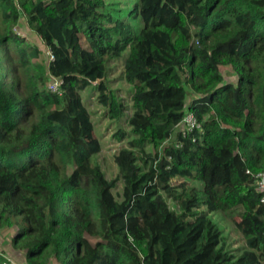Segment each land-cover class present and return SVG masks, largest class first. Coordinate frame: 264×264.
<instances>
[{
  "label": "trees",
  "instance_id": "1",
  "mask_svg": "<svg viewBox=\"0 0 264 264\" xmlns=\"http://www.w3.org/2000/svg\"><path fill=\"white\" fill-rule=\"evenodd\" d=\"M110 1L0 0V57L11 45L5 61L24 78L23 95L0 78V229L17 230L0 264H17L15 248L20 264H262L253 174L264 172V0H135L127 16L138 29ZM121 57L129 130L114 136L131 138L107 179L81 92L94 85L119 120L127 105L106 74ZM54 78L61 95L48 89ZM186 110L201 129L184 136ZM216 211L243 249L226 246Z\"/></svg>",
  "mask_w": 264,
  "mask_h": 264
},
{
  "label": "rangeland",
  "instance_id": "2",
  "mask_svg": "<svg viewBox=\"0 0 264 264\" xmlns=\"http://www.w3.org/2000/svg\"><path fill=\"white\" fill-rule=\"evenodd\" d=\"M135 0H112L111 7L115 9L122 17L131 21V23L138 29L141 25V21L131 20L128 18L127 14L131 6ZM27 39L30 40V43H34L35 40L29 36ZM13 47L3 48L2 56L0 57V78L3 77L7 81L18 82L19 88L17 89V93L23 95V73L18 67L14 68L13 64L6 63V57L11 54ZM6 54V57L4 56ZM127 53V50L124 52V55ZM124 57V56H123ZM47 63V61H45ZM14 63V60L13 62ZM107 74L106 79L108 80V85L111 89L117 92V95L120 99H122L127 105L126 112L119 120H111L107 117L106 107L101 105L98 101L97 90L94 85L88 86L81 92L82 102L84 103L86 109L90 113L92 128L85 129V137L86 138H96L99 140L101 145V150L99 153L95 155V159L97 163L101 166L102 171L104 172L107 179L115 178L118 175V167L115 163L114 157L117 154L118 150L122 147L126 146L127 141L131 138V136H127L122 141H118L114 134L119 130L128 131L129 127L127 125V117L130 113L129 108V96L131 93V88L122 78L123 71V58L116 59L113 61H109L107 63ZM14 68V69H13ZM13 69V70H12ZM172 139L167 140L160 148V153L163 151V147L168 145ZM147 152H152L151 146L146 147ZM173 185L178 186L180 184H185L188 187H197L199 189L202 188V183L199 181H195L189 178H180L175 177L172 182ZM122 182L119 180L116 184V187L113 189V193L115 197L120 200L121 199V191H122ZM167 203L171 208H177L175 203L170 199H166ZM210 217L219 225V227L223 231V235L225 236L226 246L233 250H241L245 246V240L241 233L235 228L232 220L228 218L223 212L216 211L210 213ZM16 228L12 227L9 229H0V249H6L3 254L5 256H9L11 251L14 248L11 245V239L16 232ZM237 253V252H236ZM25 252L20 248H15V253L9 257L13 262L20 264L23 262ZM13 255H17L13 258ZM264 264V261H262Z\"/></svg>",
  "mask_w": 264,
  "mask_h": 264
},
{
  "label": "built area",
  "instance_id": "3",
  "mask_svg": "<svg viewBox=\"0 0 264 264\" xmlns=\"http://www.w3.org/2000/svg\"><path fill=\"white\" fill-rule=\"evenodd\" d=\"M45 57H46L47 62L53 60V55L48 50H46L45 52ZM62 83H63L62 80L54 78L49 82L48 89L53 93L61 95L62 93L61 84ZM179 126L183 132V135L186 136V135H190L195 130L197 131L200 130L201 122L197 120L193 112L186 110ZM253 177L255 178L257 189L261 194V202H264V172H257L253 174Z\"/></svg>",
  "mask_w": 264,
  "mask_h": 264
}]
</instances>
